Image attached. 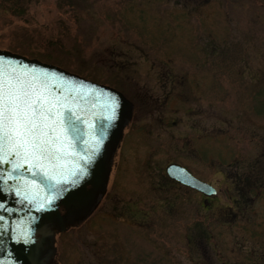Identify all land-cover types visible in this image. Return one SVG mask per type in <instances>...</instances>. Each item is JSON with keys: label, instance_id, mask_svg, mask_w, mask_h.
Returning a JSON list of instances; mask_svg holds the SVG:
<instances>
[{"label": "rangeland", "instance_id": "rangeland-1", "mask_svg": "<svg viewBox=\"0 0 264 264\" xmlns=\"http://www.w3.org/2000/svg\"><path fill=\"white\" fill-rule=\"evenodd\" d=\"M62 1L12 15L0 0V49L133 108L100 202L55 234L50 264H264V0ZM169 162L216 193L173 182Z\"/></svg>", "mask_w": 264, "mask_h": 264}, {"label": "water", "instance_id": "water-1", "mask_svg": "<svg viewBox=\"0 0 264 264\" xmlns=\"http://www.w3.org/2000/svg\"><path fill=\"white\" fill-rule=\"evenodd\" d=\"M5 79L31 85L43 98L47 119L41 128L50 142L43 146L46 151H38L16 139H0V264H48L41 254L53 252V233L89 216L104 194L132 102L111 86L0 49V81ZM69 115L75 130L68 127ZM89 158L86 172L73 184V173ZM163 171L203 196L216 193L176 162ZM41 235L45 243L38 242Z\"/></svg>", "mask_w": 264, "mask_h": 264}, {"label": "snow or ice", "instance_id": "snow-or-ice-1", "mask_svg": "<svg viewBox=\"0 0 264 264\" xmlns=\"http://www.w3.org/2000/svg\"><path fill=\"white\" fill-rule=\"evenodd\" d=\"M45 112V101L31 85L25 87L21 81L13 83L7 79L0 81V139H16L21 146L30 145L38 151H46L43 146L50 141L43 139L45 133L41 128V122L47 119ZM67 124L75 130L71 115L67 117ZM89 162L90 158L84 161L79 173H73L76 177L73 184L82 178Z\"/></svg>", "mask_w": 264, "mask_h": 264}, {"label": "trees", "instance_id": "trees-1", "mask_svg": "<svg viewBox=\"0 0 264 264\" xmlns=\"http://www.w3.org/2000/svg\"><path fill=\"white\" fill-rule=\"evenodd\" d=\"M7 1L8 3L5 5V8L12 14V15H21L25 12V9L27 8L28 3L31 0H4ZM63 3H66L67 5L72 4V0H66L62 1ZM36 57L40 60H44L43 55H36ZM45 61V60H44ZM264 81V80H263ZM259 83L258 86H263L264 87V82ZM261 88L256 87L254 90L253 96L257 97L259 94H262ZM256 100V99H255ZM257 102V100H256ZM254 101V103H256ZM254 110L256 113H263L264 112V100L258 101L256 105H254Z\"/></svg>", "mask_w": 264, "mask_h": 264}, {"label": "flooded vegetation", "instance_id": "flooded-vegetation-1", "mask_svg": "<svg viewBox=\"0 0 264 264\" xmlns=\"http://www.w3.org/2000/svg\"><path fill=\"white\" fill-rule=\"evenodd\" d=\"M132 108H133V104H132ZM132 115V114H131ZM131 119V118H130ZM174 182V181H173ZM176 183V182H175ZM178 184V183H177ZM180 185V184H179ZM186 187V186H185ZM188 188V187H187ZM197 192V191H196ZM199 193V192H198ZM200 195L202 196V198L204 199V201L205 202H207V200L210 198V197H205V196H203L201 193H200ZM101 200V199H100ZM100 202V201H99ZM97 207V206H96ZM96 209V208H95ZM94 209V210H95ZM59 213H60V215L62 216V214L64 213V211L62 210V209H59ZM83 221V220H82ZM59 231H55L54 233H53V242H52V248H53V252L49 255V256H47L48 254H46L45 252H44V254H41V259H42V261H46L47 259H48V264H50V262H51V260L50 259H52V256H53V253H54V251H55V249H54V236H55V234L56 233H58ZM39 239V240H38ZM38 242L39 243H45L46 242V237L45 236H38ZM41 261V262H42Z\"/></svg>", "mask_w": 264, "mask_h": 264}, {"label": "bare ground", "instance_id": "bare-ground-1", "mask_svg": "<svg viewBox=\"0 0 264 264\" xmlns=\"http://www.w3.org/2000/svg\"><path fill=\"white\" fill-rule=\"evenodd\" d=\"M108 178H109V176H108ZM73 225H75V224H69V225H66L65 226V229L67 228V227H69V226H73ZM60 232V231H59Z\"/></svg>", "mask_w": 264, "mask_h": 264}]
</instances>
